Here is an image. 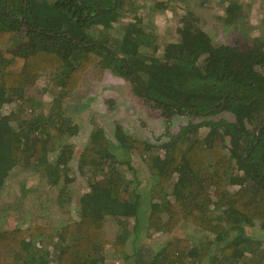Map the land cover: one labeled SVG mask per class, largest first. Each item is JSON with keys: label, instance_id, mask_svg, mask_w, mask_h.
Wrapping results in <instances>:
<instances>
[{"label": "trees", "instance_id": "obj_1", "mask_svg": "<svg viewBox=\"0 0 264 264\" xmlns=\"http://www.w3.org/2000/svg\"><path fill=\"white\" fill-rule=\"evenodd\" d=\"M198 1L223 8L239 45L200 26ZM247 1L0 0V192L21 168L60 186L54 201L76 198L64 224L36 214L0 228V264H264V238L245 231H264V0ZM253 5L260 26L249 18ZM154 10L171 11L179 38L151 32ZM93 67L124 74L143 101L188 122L161 142L121 125L112 140L95 125L76 147L65 101ZM46 71L59 88L49 107L33 93ZM73 164L89 179L75 196L63 188L76 179ZM108 217L120 225L114 233ZM183 224L202 237L175 233ZM144 230L171 235L149 251L136 238Z\"/></svg>", "mask_w": 264, "mask_h": 264}, {"label": "rangeland", "instance_id": "obj_2", "mask_svg": "<svg viewBox=\"0 0 264 264\" xmlns=\"http://www.w3.org/2000/svg\"><path fill=\"white\" fill-rule=\"evenodd\" d=\"M243 4L248 8L249 1L244 0ZM142 8L144 6H141ZM194 9L200 26L216 42L228 41L239 45V40L236 39L235 35L237 29L231 30L222 24L220 16L223 13V8L219 4L206 6L200 5V1H198ZM179 10H182V8ZM170 12L161 11L155 14L154 10L152 14L146 17L151 21V32H159L161 34L160 38L162 37L164 40H173L180 36L182 25ZM125 17L128 18V16ZM249 18L254 24L260 26L262 24L260 7L257 8V5H253L251 10L249 9ZM163 47V43L159 44L160 49ZM58 91L59 88L51 80L49 71L41 75L36 88L33 89L35 95L44 98L47 107H49V102ZM80 102L86 103L85 107L80 106ZM66 104H71L66 109V113L71 116L74 124L78 126L77 132L69 137V140L74 142L76 147L81 146L87 140L89 132L95 125H102L107 136L112 140H116L114 133L117 125H121L129 133L153 142H161L163 139L168 138V135L163 133L167 130L171 132L178 131L181 124L187 123L190 117L187 114L164 116L153 101L142 100L141 96L135 91V83L129 80L128 77L118 71L100 67H93L88 72L83 84L72 99L65 101ZM168 119L171 120L169 126H167ZM114 150L117 153L121 152L119 148ZM137 163L140 168L138 179L146 181L148 176L145 171V164L140 158ZM73 167L77 171V176L74 181L63 186L66 194L67 192L69 194H79L87 188L89 183L88 177L78 170L77 164H73ZM43 181L42 175L30 169L16 168L11 172L5 187L0 192V228L14 227L17 224L26 223L36 214L51 216L57 225L64 224L70 219L76 207V198L63 203L54 201L58 197L59 188L61 187L50 186L44 184ZM108 220L113 233L120 229V225L112 217H108ZM245 231L264 238V231L257 226L247 225ZM175 233L191 235L195 238L202 237L203 234L202 231L197 230L190 224L180 225ZM170 235L169 232L151 234L144 230L136 238H138V243L144 244L149 251H155ZM136 238L130 237L124 253H120L119 260L122 261L125 256L133 251ZM224 239L225 237L221 236L218 239L219 244H222ZM108 260V258L105 259V261Z\"/></svg>", "mask_w": 264, "mask_h": 264}]
</instances>
